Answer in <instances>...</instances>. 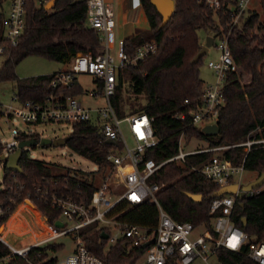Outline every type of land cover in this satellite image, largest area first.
<instances>
[{"label":"trees","instance_id":"16d2710c","mask_svg":"<svg viewBox=\"0 0 264 264\" xmlns=\"http://www.w3.org/2000/svg\"><path fill=\"white\" fill-rule=\"evenodd\" d=\"M52 1V6H45ZM148 21V30L125 40L127 50L147 42H156L157 52L132 69H119L117 85L111 103L117 114L123 116V95L130 113H144L153 118V128L159 139L156 146L146 152L147 159L159 164L178 153V140L183 133L186 137H196L207 142L208 147L230 146L243 143L247 138L264 140V25L258 22V14H249L238 27L228 28L229 18L221 13L215 16L203 4L195 0H173L174 11L163 27L162 18L151 5L150 0H139ZM264 15V0H261ZM25 29L18 45L12 47L3 39L4 18L0 15V47L5 61L0 68V82L14 84L15 99L18 102H41L52 94L79 96L83 90L77 84L70 88L53 90L50 88L51 75L19 78L16 66L30 56L43 57L49 61L65 64L77 54L96 56L100 53L99 34L91 29L86 19V0H25ZM221 31L227 34L230 54L239 72L226 75L223 84L225 103L220 108L216 120L218 133L206 136L199 128L189 126L187 120L180 121L176 115L186 112L185 101L197 99L204 83L199 76L200 58L196 64L191 61L201 48L198 32L210 29L215 36ZM241 26V27H240ZM256 28L260 34H253ZM250 77L242 84L241 77ZM130 97L134 99L130 101ZM36 133L23 135V141H39ZM66 147L92 162L97 172L107 170V156L112 148L100 134L94 122L72 124V132L66 137ZM36 146V145H35ZM32 146L31 148H34ZM47 147V146H44ZM2 143L0 141V156ZM212 153L188 156L183 166L168 163L162 166L148 183L161 186L156 198L162 209L175 222L190 223L196 228H204L212 233L210 205L213 195L219 190L214 183L206 180L191 168L207 160ZM223 158L240 164L244 158V169L264 173V144L251 147L245 154L244 148H231L222 153ZM18 165L21 173L8 171L3 165V178L0 190V206L4 215L0 222L8 219V229L18 238L31 233L32 239L51 233L49 225L60 219L58 209L51 207V196L72 198L89 202L96 189L93 173L62 169L53 164L29 158L23 151ZM259 190V189H258ZM187 194L200 195L202 200L195 203ZM35 215L43 231L25 222L23 213ZM121 224L154 229L158 210L150 202L137 206L121 203L112 212ZM46 219V220H45ZM243 219L245 223H243ZM26 223L23 226L22 222ZM232 223L256 242H264V190L251 198L237 199L231 214ZM97 223L83 228L80 232L85 247L105 264H136L145 250H128L118 242L107 248V241L101 238L102 228L96 230ZM26 230V231H25ZM25 231V232H24ZM62 248L56 242L32 248L25 259L10 255L7 247L0 243V260L8 257L7 264H57L50 257ZM221 264H255L248 259L245 249L232 252L220 249L216 252Z\"/></svg>","mask_w":264,"mask_h":264},{"label":"built area","instance_id":"2783aa9c","mask_svg":"<svg viewBox=\"0 0 264 264\" xmlns=\"http://www.w3.org/2000/svg\"><path fill=\"white\" fill-rule=\"evenodd\" d=\"M203 4L215 16L221 13L228 16V28L238 27L241 22L254 12L250 3L253 0H195ZM261 3V0H257ZM7 16L4 19V41L15 47L25 29V0H8ZM86 19L88 26L99 34L101 41L100 53L96 56L77 54L70 58L67 68L55 73L50 81V88L59 90L70 88L77 84V76L87 75L93 78L95 89L86 92L88 99L101 98L104 105L101 107L87 108L78 100L77 96H64L61 93L49 95L41 102H18L16 108L11 106L8 110L12 116H16L26 125L47 123H81L94 122L103 139L111 140L114 145L107 156L109 162L104 178L100 185L91 195L89 202L77 201L72 198L51 196V207L59 210L63 228L57 229L45 224L51 233L40 238L32 239L31 242L20 246H11L6 239L16 234L8 229L9 217L0 222V243L7 247L10 255L25 259L32 248L52 243L60 237L68 236L75 242V250L65 259L57 264H105L102 259L91 253L84 245L81 230L86 226L97 223L96 230L102 229L100 222L111 219L116 215L112 212L121 203L133 207L152 202L157 210V223L154 229L141 226H128L121 224L118 220L116 225L120 227V236L111 238L109 232H103L107 238V248L118 242L125 244L124 248L134 250L154 240L148 245L141 259L144 264H192L196 259L207 262L208 257L216 255L220 249L232 252H240L245 249L247 257L255 264H264V242H256L246 233L236 227L231 221V214L241 192V178L244 169V158L240 164H234L223 158L222 153L231 148H244L247 154L251 147L264 144V140L247 138L243 143L230 146L206 147L188 152L181 150V142L185 134H181L178 140V153L173 157L157 164L152 159H147L146 152L156 146L159 142L153 128V118L144 113L126 112L119 116L111 103L117 85V72L119 69L135 68L139 63L157 52V43L147 42L136 47L133 51L127 50L125 40L117 39L115 35V21L112 9L106 5L104 0H86ZM220 34L216 45L219 55L216 60L208 62L207 67L216 77L213 85L203 86L196 100L185 101L186 112L176 115L180 121L187 120L189 126L199 130L209 122L216 124L218 112L225 103L223 84L227 74L236 72V66L232 60L228 45V37L221 31L220 24L216 21ZM215 38H213V43ZM204 45V44H203ZM3 48L0 47V54ZM79 86V85H78ZM80 87V86H79ZM85 92H82L84 94ZM81 94V95H82ZM9 115V114H8ZM7 115V116H8ZM10 117V115L8 116ZM126 124L133 147H129L123 136L122 125ZM207 124L199 127L200 125ZM33 132H21L16 128L10 130L9 141L2 144V156L8 157L15 152L18 144L22 142L21 137ZM212 153L207 160L191 168L198 172L206 180L214 183L220 188L236 185L237 190L233 195H222L214 198L210 205L212 233L205 229L197 237L192 238L195 230L190 223H179L171 217L160 206L156 194L161 186L148 183V179L164 165L176 163L183 166L185 158L193 155ZM114 187L122 188L123 193L113 202L109 195L114 192ZM246 186V185H245ZM260 190L246 192V198L258 194ZM104 207L103 210H100ZM4 215L0 206V218ZM71 225L68 226L67 224ZM105 229V228H104Z\"/></svg>","mask_w":264,"mask_h":264},{"label":"rangeland","instance_id":"374dc122","mask_svg":"<svg viewBox=\"0 0 264 264\" xmlns=\"http://www.w3.org/2000/svg\"><path fill=\"white\" fill-rule=\"evenodd\" d=\"M39 1H45V0H37V4H39ZM8 3H9L8 0H0V15H2L4 19L7 16ZM250 6L251 8H253L254 12L258 14V22L259 23L261 22L264 25V15L262 12L261 3H259V1L257 0H253L250 3ZM3 31H4V27H3ZM252 32L253 34H260V31H258L256 28H254ZM198 36L201 45L205 44L206 37H212V38L216 37L214 32L210 29L199 31ZM217 44H218V39L215 38L213 45L208 48V52L201 59V63L199 65V76L204 83L203 86L213 85L216 81L215 74L210 69H208L207 64L209 61L217 59L219 55V51L216 48ZM4 61H5V57L0 55V68L4 63ZM67 63L68 61L65 64H61V63L49 61L43 57L30 56L22 60L16 66L15 74L19 78L51 75L53 73H57L59 71L66 69ZM236 70L237 72H239V69L237 67ZM263 74H264V68H263ZM249 79L250 77L248 75L243 74L241 77L242 84L247 83ZM77 83L81 87L83 92H85L84 94L77 96L78 100L83 104V106L87 108H91V107H101L104 105V101L101 98L88 99L85 96L86 92L95 89V84L93 83L92 77L87 75H79L77 76ZM128 97L129 96H127L126 94L123 95L124 102L122 103V107L123 110H125L126 112H130V110L132 109L128 104V102L126 101ZM129 99L130 101H132L134 98L130 97ZM17 105L18 102L15 99L14 84L12 82H0V141L2 144H5L9 141L10 130L12 128H16L21 132H34L40 138H46L52 140L66 138L71 134L72 125L67 123H47V124L26 125L16 116H12L11 112L8 110L9 106L16 108ZM8 114L10 115V117H8L9 116ZM212 123L214 122H209L208 124H212ZM205 125L207 124L200 125L199 127ZM122 130L127 145L129 147H133L134 144L131 140L126 124L122 125ZM207 146L208 144L206 141L196 137H185L181 142V150L183 152H188L195 149H203L206 148ZM24 151L31 159L42 161L47 164H53L62 169H71L85 173H93L94 182L96 186L100 185L106 173L105 171L97 172V167L92 162L70 151L66 146L42 147L40 145H36L34 148H29V149L25 148ZM3 165L4 162L0 160V190L2 189L1 181L3 178ZM258 176L259 175L256 172L245 171L241 178V187L255 181L258 178ZM111 189L113 190L114 194L109 195L108 197L110 202H113L118 196H120L123 193V189L114 187L112 185H111ZM259 190L260 191L264 190V184L259 188ZM22 203H30L31 205H33L29 200H25ZM20 205L17 206L16 210ZM103 209L104 207L100 208V210ZM22 215L25 219V222L28 223V225L33 224L36 227H38L39 230L43 231V227L39 224L34 214H32L29 211H26ZM60 219L66 222L65 218L60 217ZM25 222L24 221L22 222L23 226H26ZM116 223H117V217L114 216L111 219L108 218L105 219L103 222H100L99 226L105 228L109 232L111 238H118L120 236V230H119L120 227L117 226ZM67 225L70 226L71 224L68 223ZM204 230L205 229L201 227L196 228L193 231L191 237L194 238L200 236L204 232ZM31 237H32L31 233H28L26 234V236L21 238H18L15 235H11L6 239V241L11 246L14 245L20 246L31 242L32 240ZM54 242L62 245V248L59 251L50 254V257H55L58 262L62 261L68 255L72 254V252L76 248L75 242H73L72 239L68 236L60 237ZM7 262H8V257L2 258L0 260V264H7ZM138 264H144V260L141 259ZM192 264H221V263L218 261L216 255H211L210 257H208L207 262H204L201 259H196Z\"/></svg>","mask_w":264,"mask_h":264},{"label":"water","instance_id":"95a60500","mask_svg":"<svg viewBox=\"0 0 264 264\" xmlns=\"http://www.w3.org/2000/svg\"><path fill=\"white\" fill-rule=\"evenodd\" d=\"M151 5L156 9L158 14L162 18V22L160 27H163L167 24L169 19L171 18L173 11H174V1L173 0H150ZM52 6V1H50L46 6V10H49ZM213 45V38L212 37H206L205 44L201 46L199 52L196 54V56L191 61V64H196L200 58H202L207 52L208 48ZM202 134L206 136H213L218 133V126L217 124H211L207 125L199 130ZM67 143L66 138H60V139H46V138H40L39 141H22L18 144V148L10 154L8 157L0 156V160L4 162V165L8 171L18 172L21 173L20 167L18 165L19 159L21 158V155L25 148L29 149L32 146L40 145L42 147L44 146H52V147H62L65 146ZM106 143L109 145H114V142L111 140H106ZM264 184V173L260 174L258 178L247 184L246 186H243L241 188V192L239 195L240 200H243L246 198V192L251 190H257ZM237 186L236 185H230L227 187L220 188L214 195V198L221 197L222 195H233L236 193ZM187 197L192 200L195 203H199L202 200V197L200 195H191L187 194ZM243 223H245V220L243 219ZM54 227L57 229L63 228V224L60 221H56L54 223ZM101 238L103 240H107L108 236L106 234H102ZM154 240H150L149 242L142 245V249L146 248L148 245H150ZM125 247V244L123 245Z\"/></svg>","mask_w":264,"mask_h":264},{"label":"crops","instance_id":"0c3cea01","mask_svg":"<svg viewBox=\"0 0 264 264\" xmlns=\"http://www.w3.org/2000/svg\"><path fill=\"white\" fill-rule=\"evenodd\" d=\"M104 1L114 13V31L118 40H127L140 32L148 30V21L139 0ZM38 213L40 214L39 211Z\"/></svg>","mask_w":264,"mask_h":264},{"label":"bare ground","instance_id":"6f19581e","mask_svg":"<svg viewBox=\"0 0 264 264\" xmlns=\"http://www.w3.org/2000/svg\"><path fill=\"white\" fill-rule=\"evenodd\" d=\"M16 241V240H15ZM12 242V241H11ZM10 243V242H9ZM15 246V245H14Z\"/></svg>","mask_w":264,"mask_h":264}]
</instances>
